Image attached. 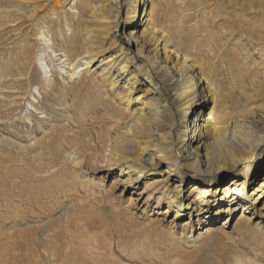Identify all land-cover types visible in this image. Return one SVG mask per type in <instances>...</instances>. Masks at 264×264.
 I'll return each mask as SVG.
<instances>
[{"label": "bare ground", "instance_id": "6f19581e", "mask_svg": "<svg viewBox=\"0 0 264 264\" xmlns=\"http://www.w3.org/2000/svg\"><path fill=\"white\" fill-rule=\"evenodd\" d=\"M102 1L94 6L91 0H0V45L6 35L18 32L17 40L7 39L9 59L0 58V104L7 107L21 97L19 104L30 105L26 119L38 114L43 132L30 144L8 142L18 144L27 166L36 173L56 168L60 178L69 175L76 180L81 176L78 168L82 172L119 171L116 179L124 188L122 195L144 183L136 191L144 199L141 214L126 206V218L149 219V227L158 233L166 227L172 210L174 219L188 216L180 225L172 220L167 226L164 234L174 242L194 231V241L219 234L236 224L232 215L237 208L241 229L260 226L264 221V159L256 167L249 161L264 146V0H189L183 4L179 0H125L130 19L143 11L141 21L129 25L135 53L125 43H120L118 51L106 45L111 24L117 28L120 24L123 0ZM206 2L208 7L212 3L210 10ZM151 42L158 46L146 50ZM138 52L146 64L136 60ZM107 53L112 54L94 63V58ZM48 62L55 70H64L66 79L61 75L59 82L60 73L52 72ZM79 82L97 93V101L78 98L77 103H83L75 120L68 97L71 94L74 100L73 86ZM145 82V93L153 96L141 105L135 87ZM31 88L39 91L41 100L35 96L29 100ZM96 105L111 112L107 121H98ZM207 138L212 141L206 142ZM230 170L234 174L223 188L222 199L217 197L219 187L192 186L198 197L186 203L188 180L215 188ZM258 176L255 191L247 194ZM90 181L100 186L94 178ZM162 206L166 210L157 215L155 209ZM224 213L226 217L217 224ZM44 214L41 210L28 216L39 222L37 227L10 234L11 245L7 254H0V264H117L114 244L127 255L135 253L126 239L99 241L101 226L89 225L95 240L86 242L84 235L80 238L72 229V221L46 220ZM242 256L236 264H261ZM175 257L173 264H189Z\"/></svg>", "mask_w": 264, "mask_h": 264}, {"label": "rangeland", "instance_id": "374dc122", "mask_svg": "<svg viewBox=\"0 0 264 264\" xmlns=\"http://www.w3.org/2000/svg\"><path fill=\"white\" fill-rule=\"evenodd\" d=\"M187 1L189 0H179L178 3L183 4V2ZM99 3L100 0H91V4L94 6ZM102 3H105V0H103ZM208 3L209 2H206L205 5L210 10L213 5H211L212 3L210 2V7H208ZM68 6L69 5H67L66 8H68ZM142 14L143 11L140 16L136 17V19H130L127 14V3L123 0L120 24L118 28L114 26V24H111V29L109 30L110 34L106 38V45L112 46V50L114 49L118 51L117 47H119L120 43H125L131 46L132 51L135 53L136 48L133 46L128 36L131 29L129 25L141 21ZM29 23L30 22L27 24ZM17 34L18 32H14L6 35L4 37L5 42L2 46L0 45V48L2 47L0 58L2 57L4 62L9 59L10 55L8 54L9 51H7L8 48L6 46L8 43L7 39L10 38L9 42H13L14 40H17ZM157 46V43L152 44L151 42L146 45V50L152 51ZM159 48H161V46H159ZM39 52L40 51H38V53ZM138 53L139 55H137L136 60L141 65L146 64V59H144L143 53ZM109 54L112 53H107L106 55L99 57V59L94 58V63H97L100 59L107 57ZM7 57L8 59H6ZM50 65L52 67V72L57 71L60 73L57 76L59 82L62 81L61 75L66 79L67 74L64 70L61 68L55 70L54 65ZM171 65H173V63L169 62V66ZM35 66L37 67V63H35ZM86 67L87 65H84L82 68ZM38 69L41 71L40 68ZM79 69L80 68H78V70ZM226 83H230V81H226ZM146 84L147 83L145 82L135 87V95H140V98L138 99L141 105L145 102H149L153 96L145 93L147 88ZM73 87L72 91H76L77 95L74 100L71 94L68 97V102L71 105V110H69V112L72 114L73 118L77 120L79 107H81L83 103H77V101L79 99H87L89 102L95 104L97 101V93L90 92L88 84L85 82L75 83ZM228 87L229 85H224V88ZM107 89L108 94L112 95L113 90H110L109 87ZM226 91L228 90L226 89ZM34 96L37 100H41L42 98L37 89L31 88L29 100H34ZM21 100L22 98L19 97L16 100L18 101L17 103L11 104L7 107H3L0 104V254H7L8 251L6 250L7 248L9 249L11 245V240L8 239L10 234L12 235L14 232L20 233L21 231L20 234H24L27 229L29 231L39 225V222L28 219V216L43 210L45 212L44 216L47 218L46 220L58 219L62 221V223H69L72 221L70 222L73 226L72 229L80 238L84 235L86 242L95 240L90 231L92 229L91 226L93 227L94 225H97L94 226L95 228L101 226L100 229H102L98 232V234L100 233L99 241L107 239L115 243L120 239H126L127 242L130 243L128 244V247H130L131 251L134 250L135 253L133 255H127L119 250L114 244L116 252H114L113 260L117 264H158L157 262L160 264H173L172 257L176 260L175 256L179 257L181 261L184 260L183 262L185 263H188V260L189 264H198L201 261L205 263L209 261L207 264H236V260L241 258L240 256L242 255L243 259H250L253 257V259L256 258L261 264H264V221L260 226L253 225V228L250 230L241 229L242 226L237 219L240 215V209L238 208L232 215H235L234 221L236 220V224H233L231 227H226L225 230L220 231L222 233L218 232L219 234L216 233L208 239L203 238L202 240L196 239L197 241H194V235H196V231H194L193 234H184L181 237L182 240L178 237L174 242L169 235L165 236L167 233L166 231H168L167 226L172 223V220L177 223V225H180L188 219V216L184 215L180 217V219H174L175 212L172 210L167 217V221L164 223V226L166 227H163V230H158V233L156 232L157 230L153 231L155 229L149 227V219L140 218L134 220L126 218V206L131 208L133 212H136L137 216L141 214V210L143 209L141 206L143 205L144 199L142 198L143 195L141 196L137 194L136 191L139 193L142 188H144V183L141 184L136 191L130 189L122 195L124 188H122L121 184L118 183V180L116 179L119 171L103 170L101 173H98V171L87 170L82 172V169L78 168L81 172V176L76 180L65 174H63L65 175L64 177L62 176V178H60V174L58 173L59 169L56 168L36 173L32 168L27 166L22 153L18 150V144L14 143L18 142L21 145L30 144L34 142L35 136L36 138H40L43 135L40 128L38 114L37 117L31 116L32 120H27L26 116L30 115L29 112H31L29 111L30 105L28 102H21L19 104ZM96 106H98V108L94 113H100L98 121H107L111 112L107 114V111L103 106ZM209 106H212V102L209 103ZM8 109L16 110L13 112H5ZM6 113L8 115H6ZM54 123L57 122L54 121ZM45 125L48 126V124L44 123V126ZM71 127H73L74 130L78 129L77 126L72 124ZM176 138L178 139V137ZM261 138H264V134ZM9 140L14 142H8ZM205 141L211 142L212 139L207 138ZM263 159L264 146L258 151L255 159L249 162L256 167L257 165L262 164ZM232 171L233 170L224 172L223 179L220 180L219 183L217 182L215 188L210 187L208 189L206 185L197 184L193 179L188 180L184 192L186 203L191 202L198 197L196 191H192V186H198L201 190H214L219 187L220 192L217 193V197L222 199V196L225 195L223 188L227 185L228 178L234 174ZM84 175L86 176L84 177ZM89 178H94L95 182L100 184V186L98 187L94 182H89ZM100 178L103 179L102 183L99 181ZM236 178L241 177L237 176ZM260 178L261 177L258 176L256 179L257 181L249 186L246 190L247 194H252L255 191ZM240 180H242V178ZM80 182L83 183L81 184ZM89 183H91V185H89ZM108 186H110L109 191L105 189ZM174 186L175 184L171 185V188H174ZM210 194L211 193L209 192L206 196L210 198ZM132 195L134 196L131 197ZM109 196L115 198L114 201L112 198H109ZM200 199L201 198L199 197L197 200ZM153 204L154 201H151L152 206ZM152 206L149 208V211H151V208H154ZM155 210L158 215V213L160 214V212L166 210V206H162L160 209ZM226 215L227 213H224L217 218V224L222 218L226 217ZM164 232L166 233L164 234ZM132 238L133 240H131ZM167 246H169V249L173 252H171ZM177 251H179V254ZM181 254L184 257L181 256ZM169 256L171 257L168 258ZM183 258H185L186 261Z\"/></svg>", "mask_w": 264, "mask_h": 264}]
</instances>
